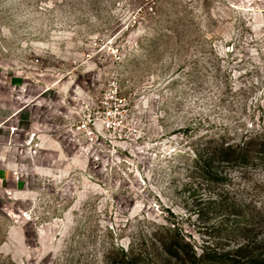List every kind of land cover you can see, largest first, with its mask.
I'll return each instance as SVG.
<instances>
[{"label":"rangeland","instance_id":"rangeland-1","mask_svg":"<svg viewBox=\"0 0 264 264\" xmlns=\"http://www.w3.org/2000/svg\"><path fill=\"white\" fill-rule=\"evenodd\" d=\"M112 76L126 120L78 154L61 127ZM248 129L264 130V0H0V264H108L113 245L167 264L174 227L199 253L243 228L264 242V168L215 164V185L192 166ZM37 133L55 149L31 150Z\"/></svg>","mask_w":264,"mask_h":264},{"label":"trees","instance_id":"trees-1","mask_svg":"<svg viewBox=\"0 0 264 264\" xmlns=\"http://www.w3.org/2000/svg\"><path fill=\"white\" fill-rule=\"evenodd\" d=\"M229 133L209 141V158L203 161L200 155L193 160L196 173L215 185L223 184L226 179L215 169V164H227L231 167L256 171L264 168V130L255 132L247 130L240 139H231ZM216 205V203H214ZM254 211H258L254 208ZM246 216V215H244ZM218 233L221 229H215ZM243 241L232 250H222L218 245H206L199 253L196 245L177 228L167 229L161 236L163 251L161 260L172 264H264V242L254 236L252 228L244 229ZM222 232V231H221ZM108 264H141V257L123 245H113L107 256ZM156 262V259H155Z\"/></svg>","mask_w":264,"mask_h":264},{"label":"built area","instance_id":"built-area-1","mask_svg":"<svg viewBox=\"0 0 264 264\" xmlns=\"http://www.w3.org/2000/svg\"><path fill=\"white\" fill-rule=\"evenodd\" d=\"M125 101L121 94L119 78L112 76L98 106L82 111V115L78 113L67 118L64 122L61 131L64 133V139L69 140L66 147L72 145V149L78 154H83V144L97 148L98 144H101L102 133L117 131L126 120ZM30 140L31 145L32 139Z\"/></svg>","mask_w":264,"mask_h":264},{"label":"crops","instance_id":"crops-1","mask_svg":"<svg viewBox=\"0 0 264 264\" xmlns=\"http://www.w3.org/2000/svg\"><path fill=\"white\" fill-rule=\"evenodd\" d=\"M27 108H24V109H21L18 113H17V115L16 116H20V115H22L23 114V112L26 110ZM34 134H35V132H33ZM36 136H37V138H39V140H41V143L40 144H38V147L36 146V147H32L33 148V150H39V151H53L54 149H55V145H52L53 143L52 142H50L51 140L50 139H52V138H50V137H47V136H45V135H39L38 133L36 134ZM49 140V141H48ZM47 144H49V145H47ZM46 145V146H45ZM38 162V161H37ZM37 162H35V163H31V165L34 167H36V168H34V170H35V172H36V175L37 174H41L42 172L45 174H47L48 172H50L51 171V169H48L47 168V166H48V164L51 162V159L50 158H48V157H46V159H45V165H37ZM21 164L22 165H24L22 162H21ZM50 165V164H49ZM42 166V167H41ZM21 172H22V170H21ZM3 176V175H2ZM21 176H22V174H21ZM21 176H20V174H19V180H20V178H21ZM0 181L1 182H4V181H8L7 180V178H1L0 177Z\"/></svg>","mask_w":264,"mask_h":264}]
</instances>
